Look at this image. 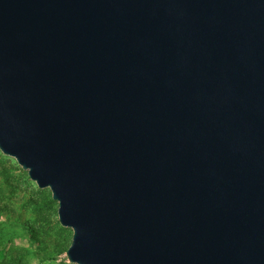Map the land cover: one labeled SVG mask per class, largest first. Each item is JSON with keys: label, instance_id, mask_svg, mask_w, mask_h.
<instances>
[{"label": "water", "instance_id": "1", "mask_svg": "<svg viewBox=\"0 0 264 264\" xmlns=\"http://www.w3.org/2000/svg\"><path fill=\"white\" fill-rule=\"evenodd\" d=\"M0 152L71 264H264V0H0Z\"/></svg>", "mask_w": 264, "mask_h": 264}, {"label": "rangeland", "instance_id": "2", "mask_svg": "<svg viewBox=\"0 0 264 264\" xmlns=\"http://www.w3.org/2000/svg\"><path fill=\"white\" fill-rule=\"evenodd\" d=\"M42 194L51 197L0 152V206L9 209L0 211V264H71L66 251L72 230L59 224L57 203L52 197V204L44 203Z\"/></svg>", "mask_w": 264, "mask_h": 264}, {"label": "trees", "instance_id": "3", "mask_svg": "<svg viewBox=\"0 0 264 264\" xmlns=\"http://www.w3.org/2000/svg\"><path fill=\"white\" fill-rule=\"evenodd\" d=\"M4 174L5 175L7 174L6 169L4 170ZM42 197L44 198V203H46V204H52L53 203V201L51 200V197L49 196V194L48 195L42 194ZM32 202H33V206L37 204L36 201H32ZM8 210H9L8 207L0 206V211H8Z\"/></svg>", "mask_w": 264, "mask_h": 264}]
</instances>
